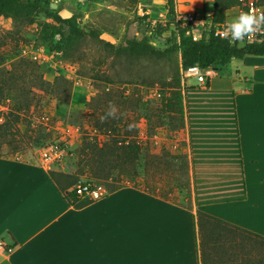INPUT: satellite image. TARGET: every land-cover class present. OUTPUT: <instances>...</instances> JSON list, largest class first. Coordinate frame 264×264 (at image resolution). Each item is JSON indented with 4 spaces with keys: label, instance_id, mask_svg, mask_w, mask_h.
Here are the masks:
<instances>
[{
    "label": "crops",
    "instance_id": "1",
    "mask_svg": "<svg viewBox=\"0 0 264 264\" xmlns=\"http://www.w3.org/2000/svg\"><path fill=\"white\" fill-rule=\"evenodd\" d=\"M189 80L185 194L132 185L76 210L45 167L1 157L0 264H201L198 212L264 237V57Z\"/></svg>",
    "mask_w": 264,
    "mask_h": 264
},
{
    "label": "rangeland",
    "instance_id": "2",
    "mask_svg": "<svg viewBox=\"0 0 264 264\" xmlns=\"http://www.w3.org/2000/svg\"><path fill=\"white\" fill-rule=\"evenodd\" d=\"M53 4L61 17H74L80 28L94 30L103 42L118 46L126 38L146 37L160 49L173 44L175 19L167 0H137V4L133 0H55ZM201 5L202 0H175V10L189 11L176 16L207 15L210 8L205 6L202 14ZM237 13V8L227 12L226 23ZM146 16L164 31L148 24ZM51 23L43 15L29 23L0 18V123L12 115L21 120L20 133L13 130L1 139L0 155L45 167L40 151L67 144L68 152L46 170L76 176L79 183L105 185L112 179L105 183L94 176L96 162L88 164L80 157V149L85 142L99 147L106 142L108 138L95 124L112 119L118 126L125 125L122 131L142 147L137 164L114 172L119 185H139L173 200L185 194L190 173L184 128L179 115L165 112L167 98L173 91L182 94V84L190 79L183 74L179 54L161 59L118 57L89 37L56 52L59 36L50 35L53 30L45 27ZM189 81L198 84L196 78Z\"/></svg>",
    "mask_w": 264,
    "mask_h": 264
},
{
    "label": "trees",
    "instance_id": "3",
    "mask_svg": "<svg viewBox=\"0 0 264 264\" xmlns=\"http://www.w3.org/2000/svg\"><path fill=\"white\" fill-rule=\"evenodd\" d=\"M54 1L0 0V18L13 17L21 23H29L36 15H43L44 18L50 19L52 23L45 27L53 30L50 35L59 36L54 45L56 52H62L65 48L89 37L102 43L110 53L118 57L161 59L177 52L183 71L193 66L201 69L217 67L222 70L234 59H242L245 56L264 57V43L244 44L243 47H237L235 44L230 46L228 39H221L203 32H201V39L195 41L191 35L186 34L191 31L190 26L181 28L178 23L174 22L171 47L157 48L150 44L146 37L126 38L123 43L116 46L100 40L99 34L94 30L85 32L74 17H61L58 11L51 8ZM133 2L137 4V0ZM259 3L264 7V0H259ZM238 6H240L239 0H213V24H225L227 12ZM174 7L175 0H167V9L173 19L177 15ZM202 16L205 17V15ZM144 19L149 20L147 16ZM154 28L164 31V28L158 24ZM105 81L107 84L111 83L108 79ZM165 112L179 115L181 127L184 128V103L181 93L175 91L171 93L165 103ZM20 122L19 115H12L6 122L0 123V141L13 130L20 133L17 127ZM95 128L108 138L107 141L100 147L95 142H85L80 149V157L86 159L87 163L96 162L97 172L94 176L99 177L101 181L106 183L107 180L112 179L111 183L101 184L110 194L121 188L118 179L114 178V172L131 168L137 164L141 158L142 147L130 138L129 132L122 131L125 125L118 126L116 120L103 119L101 122H96ZM48 174L58 191L64 194L67 203L74 209H83L94 202L76 194L74 187L79 184L78 177L53 171H49ZM197 227L201 264H264L263 236L202 212L197 213Z\"/></svg>",
    "mask_w": 264,
    "mask_h": 264
},
{
    "label": "built area",
    "instance_id": "4",
    "mask_svg": "<svg viewBox=\"0 0 264 264\" xmlns=\"http://www.w3.org/2000/svg\"><path fill=\"white\" fill-rule=\"evenodd\" d=\"M239 2L240 6L237 7V17L241 13L264 11V7L259 3V0H239ZM148 22H150L152 26L157 25L154 21L148 20ZM175 23H178L181 28L190 26L191 31H188L186 34L191 35L195 41L201 39V32L213 34L215 37L221 39H228L222 36L227 24L214 25L212 22V15L210 14L205 15V17H197L196 14H188L180 17L176 16ZM252 27L256 28L257 26L254 24ZM243 39L245 40L244 44L264 43V21L260 23L259 30L254 31L249 36L245 34ZM183 74L188 78H196L199 83H204L207 78L213 77L216 72L213 68L201 69L198 66H193L183 71ZM68 150L69 147L67 144L47 146L40 151V160L45 168L50 170L51 165L68 152ZM74 190L79 197L89 198L94 202L108 195V191L101 184L79 183L74 187ZM2 247L0 243V249H2Z\"/></svg>",
    "mask_w": 264,
    "mask_h": 264
},
{
    "label": "clouds",
    "instance_id": "5",
    "mask_svg": "<svg viewBox=\"0 0 264 264\" xmlns=\"http://www.w3.org/2000/svg\"><path fill=\"white\" fill-rule=\"evenodd\" d=\"M264 21V11L241 13L237 18L227 24L222 36L228 38L229 45L235 44L237 47H243L245 40L244 35L248 36L254 31L259 30L260 23ZM256 28H253V25Z\"/></svg>",
    "mask_w": 264,
    "mask_h": 264
},
{
    "label": "water",
    "instance_id": "6",
    "mask_svg": "<svg viewBox=\"0 0 264 264\" xmlns=\"http://www.w3.org/2000/svg\"><path fill=\"white\" fill-rule=\"evenodd\" d=\"M51 8L55 10V9L57 8V6H56L55 4H52V5H51ZM218 69H219V68H217V67H214V68H213V70H214L215 72H217Z\"/></svg>",
    "mask_w": 264,
    "mask_h": 264
}]
</instances>
